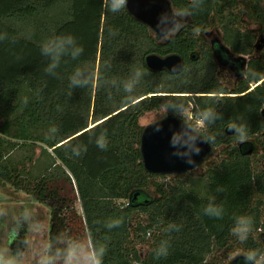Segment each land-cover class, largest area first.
I'll return each mask as SVG.
<instances>
[{
    "label": "trees",
    "instance_id": "trees-1",
    "mask_svg": "<svg viewBox=\"0 0 264 264\" xmlns=\"http://www.w3.org/2000/svg\"><path fill=\"white\" fill-rule=\"evenodd\" d=\"M170 1L188 15L162 40L105 0H0V182L51 205L46 255L50 247L57 264L65 242L103 248L102 264H227L231 256L229 264H245L249 251L263 256L262 0ZM69 35L68 54L49 70L42 45ZM76 47L83 52L73 59ZM152 53H178L184 70L151 71ZM77 69L87 85L71 84ZM163 108L203 122L188 124L218 155L202 176L187 171L170 182L172 174L146 170L140 119ZM232 123L246 127L244 142ZM101 133L106 149L97 146ZM20 150L32 154L17 159ZM240 218L249 221L243 240L233 233Z\"/></svg>",
    "mask_w": 264,
    "mask_h": 264
},
{
    "label": "water",
    "instance_id": "water-1",
    "mask_svg": "<svg viewBox=\"0 0 264 264\" xmlns=\"http://www.w3.org/2000/svg\"><path fill=\"white\" fill-rule=\"evenodd\" d=\"M126 8L134 18L149 26L159 37L163 36L157 27L162 15L169 21L167 28L173 29L170 33L179 29L185 20L182 16L174 15L176 11L170 0H127ZM261 42H264V38ZM146 65L154 72L165 70L178 74L184 70V59L178 53L166 56L152 53L146 56ZM182 125L185 133L181 142L183 146L177 150L171 144V137ZM188 126V122L173 113H167L160 120L144 126L141 153L146 170L175 174L193 171L204 162L211 153V146L202 134L191 131Z\"/></svg>",
    "mask_w": 264,
    "mask_h": 264
},
{
    "label": "clouds",
    "instance_id": "clouds-1",
    "mask_svg": "<svg viewBox=\"0 0 264 264\" xmlns=\"http://www.w3.org/2000/svg\"><path fill=\"white\" fill-rule=\"evenodd\" d=\"M105 5L111 12H119L121 9L125 8L127 6V0H105ZM174 15L177 16H185L188 15L186 11H177L174 13ZM169 24V21L166 16H161L158 19L157 27L160 29V31L163 33V36L160 38L167 39L169 36V33L173 31V29H168L167 25ZM197 32L199 29L196 30ZM74 43V39L71 35L67 36L66 38L60 37L56 39H51L48 42L44 43L41 47V51L43 54L47 55L51 63L49 65V70L51 68H54L58 66L60 62V58L62 55L68 54V45H72ZM83 52L82 47H76L74 48L70 55L73 59H76L81 53ZM175 70V69H173ZM137 76L141 75L140 71H137ZM84 76V72L81 69H77L74 74L71 77V84L74 86H85L89 83V80L87 77H85L83 80L80 79V77ZM125 88L127 91L131 90V85H125ZM212 117V113L205 112L203 119L207 121L209 118ZM191 131L195 132L196 130L194 128H191V126H188ZM230 130H234L237 134L239 142H244L247 139V131L246 127L244 125H236L235 123H232L229 125ZM184 126L182 125L180 129L173 132V135L171 137V144L174 148L179 150L183 145L182 141L184 139ZM194 138V137H193ZM97 146L100 149H106L107 147V140L106 135L104 133H101L97 139ZM205 211L209 215H219V212L217 209L209 206ZM4 211L3 209H0V215H3ZM39 222H37L38 224ZM118 224L119 221H116ZM112 225L110 224L109 227ZM29 231H32L35 235H40L43 231L40 227H35L30 225ZM249 231V221L246 218H240L238 221L237 226L233 229L234 234H241L240 238L243 240ZM32 247H37V241H34L32 243ZM49 254L45 255L42 254V251L38 250L33 252V260L35 261V264H57L56 260L52 257L50 254V247L47 250ZM5 252L8 253V255H5ZM104 249L100 248L97 250L95 246H93L91 249H89L87 246L78 245L75 243L68 244L65 242V248L62 250L61 253V264H102V255H103ZM158 255H167V249L164 247H161L157 253ZM0 264H25V259H21L19 256L12 254L10 250L5 246L3 248H0ZM245 264H264V256L257 257V253L255 250L249 251L245 254Z\"/></svg>",
    "mask_w": 264,
    "mask_h": 264
},
{
    "label": "rangeland",
    "instance_id": "rangeland-1",
    "mask_svg": "<svg viewBox=\"0 0 264 264\" xmlns=\"http://www.w3.org/2000/svg\"><path fill=\"white\" fill-rule=\"evenodd\" d=\"M262 5L264 7V0H262ZM255 28L259 27L255 26ZM210 31L213 33V37H216L218 35L221 36V31L219 30L212 29ZM261 35L264 36V32L259 33L258 36L260 37ZM209 38L211 39L212 36H210ZM244 58L248 60V57L245 56ZM222 74V78L225 83L231 85L235 82L236 79L233 74L225 71ZM166 114L167 111L164 108L159 111L147 112L141 117L140 123L143 126H147L157 120H160ZM184 116H186L188 122L191 123L195 129H199L203 126V122L197 121L190 110L186 111ZM31 154V151L25 152L23 150L15 151V153H13L14 157L17 159L25 158L26 156H30ZM36 155H39V151H37ZM217 155L218 151L212 152V154L209 155L197 169L189 173L199 177L202 176L208 169L209 165L217 160ZM181 174L182 173H175L169 175L167 180L173 182L177 178H184V176H182ZM0 209H3L4 211V214L0 215L1 246H6L8 248V243H12L11 248L17 249V251H13L12 254L20 256L21 259L24 258L25 264H35V261L33 260V252L40 250L42 251V254L46 255V249L48 246L49 223L51 218V205L49 203L36 202L24 191H17L9 184L7 185L0 182ZM78 210L82 212L80 203H78ZM37 222L39 223L37 224ZM30 225L40 227L43 229V231L40 235H35L32 231H29ZM22 234L26 235V244L24 247L22 244V240L16 237ZM8 236H10V240H8ZM11 238H16V240H13ZM34 241H37V247L35 248L32 247V243ZM143 252H145V249L143 250ZM5 254L7 256L8 253L5 252ZM231 260L232 256L231 259L228 260L227 264H229Z\"/></svg>",
    "mask_w": 264,
    "mask_h": 264
},
{
    "label": "flooded vegetation",
    "instance_id": "flooded-vegetation-1",
    "mask_svg": "<svg viewBox=\"0 0 264 264\" xmlns=\"http://www.w3.org/2000/svg\"><path fill=\"white\" fill-rule=\"evenodd\" d=\"M178 30V29H177ZM176 30V31H177ZM175 32V31H174ZM219 42H221L222 40H218ZM10 235V234H9ZM10 236H8V238H9ZM12 237H13V235H12ZM16 237H18L19 239H21L22 240V244H23V247L25 246V244H26V235L25 234H22V235H19V236H16ZM11 239H15L16 240V238H11ZM8 240H10V238L8 239ZM9 245H8V249L10 250V252L12 253L13 251H17V249L16 248H11V244L12 243H8ZM0 248H3L2 246H1V242H0ZM11 248V249H10ZM19 254V253H18ZM6 255V254H5ZM8 255V254H7ZM20 257V256H19Z\"/></svg>",
    "mask_w": 264,
    "mask_h": 264
}]
</instances>
